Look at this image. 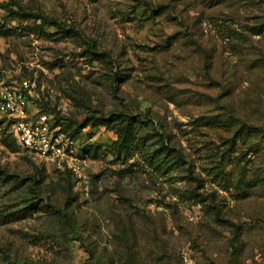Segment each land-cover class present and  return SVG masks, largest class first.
<instances>
[{
    "label": "rangeland",
    "instance_id": "obj_1",
    "mask_svg": "<svg viewBox=\"0 0 264 264\" xmlns=\"http://www.w3.org/2000/svg\"><path fill=\"white\" fill-rule=\"evenodd\" d=\"M16 1L73 27L78 38L0 36V82L32 83L29 106L45 108L52 123L54 116L81 121L94 112L148 113L185 154L192 176L184 170L157 176L146 168L121 176L122 165L106 149L115 136L103 127L87 128L90 185L83 198L68 170L20 146L0 112V136H11L19 147L10 152L0 142V170L25 182L17 191L0 189V264L5 258L40 264H264V184L235 202L231 190L205 171L207 148L246 125L253 127L248 146L256 151L244 152L240 143L233 150L247 156V170L264 173V0ZM142 3L162 13L151 21L133 19ZM3 16L0 11L7 28L21 26ZM88 44L112 64L89 60L83 54ZM113 73L122 79L112 83ZM219 117L234 125L203 124ZM194 189L214 192L219 213L185 200ZM23 199L44 201L60 213L14 219L11 213Z\"/></svg>",
    "mask_w": 264,
    "mask_h": 264
},
{
    "label": "trees",
    "instance_id": "obj_2",
    "mask_svg": "<svg viewBox=\"0 0 264 264\" xmlns=\"http://www.w3.org/2000/svg\"><path fill=\"white\" fill-rule=\"evenodd\" d=\"M97 1V0H96ZM136 7V6H135ZM0 11L4 13L3 18L15 21L21 26L7 28L8 23L3 20L0 22V36H6L11 32L33 34L37 37L51 38L58 37L59 39H77L78 32L71 26L60 22L56 18L46 16L44 14L27 10L20 6L16 0L0 1ZM161 8H153L147 4H138L133 11V19L151 21L154 16L161 14ZM123 17V15H122ZM127 17V16H126ZM51 29V30H49ZM83 49V54L89 56V60L100 61L112 64L107 60L104 53H97L93 47L88 44ZM111 82L121 80L118 73H113ZM122 82V81H121ZM117 85L114 86V89ZM40 112L49 116L47 110L39 107ZM53 127H57L58 131L76 140L81 153L90 156V150L84 145L83 135L88 132H83L85 129H95L103 127L105 130L112 132L115 139L106 147L113 155L115 162H120L122 169L118 171L121 176H131L135 171H141L145 168L157 176L169 174L168 172L179 175L181 170H184L188 177L191 178L189 162L185 154L174 145L153 125L152 118L148 113L133 114L128 112L110 113L108 115H99L91 113L81 121L64 119L62 117H52ZM51 121V119H50ZM3 120H0V127ZM204 125H217L220 127L231 128L234 123L229 117H219L216 120L205 121ZM253 127L241 125L232 133L231 138L221 141L216 147H208V156L210 157L209 166L205 168L206 175L210 177L213 183L225 186L226 190H231L235 202L244 201L249 198L253 191L264 184V173L258 174L253 170H247L248 158L242 150L235 149L237 143L241 144V148L245 146V151L253 149L254 146L249 145L248 141L253 133ZM90 134V133H89ZM1 144L10 152H17L19 147L15 144L11 136L1 132ZM232 152L238 153L233 155ZM130 159L132 162L128 163ZM144 167V168H143ZM172 171V172H171ZM71 175V174H70ZM191 175V176H190ZM72 177V175H71ZM74 181L75 187V180ZM181 179V178H180ZM196 185H200V179L192 178ZM33 180V179H32ZM34 181V180H33ZM90 185V181H89ZM0 189L5 187H13L17 191L25 187V182L22 178L8 173L5 170H0ZM214 193V192H213ZM199 194L196 189L190 190L185 196V200H195L202 206L209 208V212L213 214L219 213V203L215 193ZM35 198V197H33ZM23 206L16 209L11 215H16L14 219H18V214L33 216L37 212L46 214H58L60 210L53 209L48 203L36 202V199H23ZM233 233H237V226L229 223ZM1 264H40L32 261H15L5 258Z\"/></svg>",
    "mask_w": 264,
    "mask_h": 264
},
{
    "label": "built area",
    "instance_id": "obj_3",
    "mask_svg": "<svg viewBox=\"0 0 264 264\" xmlns=\"http://www.w3.org/2000/svg\"><path fill=\"white\" fill-rule=\"evenodd\" d=\"M33 84L0 82V112L12 127L22 148L56 169L68 170L75 180V191L83 198L89 195L90 175L87 155L76 140L52 126L47 114L29 106Z\"/></svg>",
    "mask_w": 264,
    "mask_h": 264
}]
</instances>
